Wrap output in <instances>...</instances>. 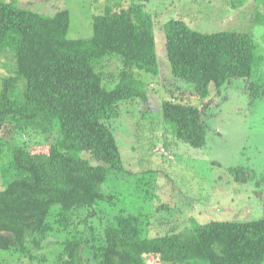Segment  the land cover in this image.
<instances>
[{"label": "trees", "instance_id": "obj_1", "mask_svg": "<svg viewBox=\"0 0 264 264\" xmlns=\"http://www.w3.org/2000/svg\"><path fill=\"white\" fill-rule=\"evenodd\" d=\"M69 25L67 9L47 16L0 0V51L7 48L15 58V71L0 88V145L7 143L1 132L12 122L20 129L57 132L52 143L8 144L13 175L0 188L3 251L25 252L30 238L38 245L50 231L47 219L55 206L66 224L73 210L111 198L102 193V185L110 171L123 169V160L110 122L118 117L120 102L147 99L144 82L131 70L159 73L152 23L138 7L95 16L88 39L67 37ZM162 28L171 73L195 85L201 98L211 84L220 92L232 79L252 78L258 55L249 33L201 32L182 19H170ZM111 54L121 58L123 69L118 82L107 88L97 68ZM203 111L173 100L162 104L163 120L176 138L195 148L206 143ZM86 243L65 240L57 264H88ZM97 252L98 264L154 259L164 264H263L264 216L213 220L186 232L143 237L137 218L120 214L104 228Z\"/></svg>", "mask_w": 264, "mask_h": 264}, {"label": "rangeland", "instance_id": "obj_2", "mask_svg": "<svg viewBox=\"0 0 264 264\" xmlns=\"http://www.w3.org/2000/svg\"><path fill=\"white\" fill-rule=\"evenodd\" d=\"M3 1L47 16L67 9V37L71 39L90 38L94 17L109 9L138 7L152 23L159 73L133 68L134 76L145 84L147 99L120 102L118 117L110 122L123 160V169L110 171L102 185V193L111 198L90 209L73 210L66 224L59 217L61 208L55 206L47 219L50 231L39 244L30 238L25 252L0 250V264H57L63 242L70 238L86 240L84 256L88 264H98L95 254L103 242L104 228L120 214L135 216L143 237L186 232L213 220L247 221L264 216V0ZM170 19H182L201 32L249 33L258 55L252 78L232 79L220 92L211 84L208 95L201 98L195 85L170 71L162 28ZM122 69L119 56L107 55L97 68L103 86L113 87ZM14 71L12 51L2 49L0 88L3 78ZM165 100L204 108L207 138L202 147L176 138L163 120ZM1 135L7 143L0 145V188L13 175L8 144L32 147L57 138L56 131L20 129L13 122ZM82 155L97 163L88 152ZM148 264L164 263L154 259Z\"/></svg>", "mask_w": 264, "mask_h": 264}, {"label": "crops", "instance_id": "obj_3", "mask_svg": "<svg viewBox=\"0 0 264 264\" xmlns=\"http://www.w3.org/2000/svg\"><path fill=\"white\" fill-rule=\"evenodd\" d=\"M264 264V263H263Z\"/></svg>", "mask_w": 264, "mask_h": 264}]
</instances>
